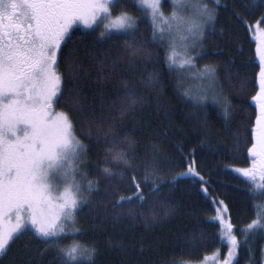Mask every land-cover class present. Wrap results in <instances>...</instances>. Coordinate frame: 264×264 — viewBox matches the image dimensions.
<instances>
[{
    "label": "snow or ice",
    "instance_id": "1",
    "mask_svg": "<svg viewBox=\"0 0 264 264\" xmlns=\"http://www.w3.org/2000/svg\"><path fill=\"white\" fill-rule=\"evenodd\" d=\"M165 2L171 5L167 15L163 10ZM258 6L264 7V0L249 7ZM130 7L142 15H134ZM218 14L215 4L201 5L193 0H0V264H4L3 258L23 236L39 240L42 251L52 250L57 264H94L98 254L94 241L63 244L64 234L69 231L83 235L81 216L85 210L87 214L99 215L98 206L110 203V209L105 207L102 211L105 214L111 211L114 219L119 220L125 205L131 214L135 205L150 199L166 204L161 198L164 182L161 171L163 166L171 165L159 155L162 149L155 145L141 155L134 134L123 131L126 118H135L137 109L148 101L143 91L120 73L135 68L136 57H151L156 51L152 45L160 46L166 70L179 74L177 90L183 88V96L200 107L211 99L228 120L233 107L219 85L217 65L204 64L201 68L197 64V60L209 55L203 42ZM236 16L251 27L239 13ZM145 22L151 30L150 38L141 30ZM261 24L264 14L257 21L258 26ZM73 25H83L91 32L99 28L98 36L113 43V37H126L123 50L113 54L108 47L98 61L100 79L120 80L114 99L105 101L103 89L98 93L99 116L76 85L65 90V77L58 68V54L76 31ZM177 48L181 49L179 53ZM256 55L258 89L251 97L255 102V122L250 130L252 143L247 149L252 159L249 166L234 168L246 178L248 196L254 204L257 197L264 199V43L257 45ZM65 58L69 74L78 79L83 64L74 56ZM141 79L144 87L154 91L164 87L159 71ZM185 80L197 81L199 86L184 87ZM60 105L67 106V110L58 109ZM74 113L87 122L80 135L94 140L97 153H105L100 162L92 165L99 169L95 179L86 182L78 177L86 175L81 162L88 156L91 145L78 135ZM203 127L207 130V120ZM113 161L118 166H113ZM177 177L193 179L208 195L210 203L215 200L209 191L210 180L197 170L194 161L184 172L176 173L172 181ZM101 179L105 183L101 184ZM122 186H131L135 191L116 195ZM100 192L102 195H95ZM215 203L220 207L212 219L221 225L222 239L228 246L221 264H239L241 242L231 218L225 219L228 205L223 200ZM169 212L166 208L164 214ZM241 231L264 236V214H258ZM203 235L202 231L200 237L194 236L191 243L195 245ZM247 251L249 264H255L254 249L249 245ZM260 257L264 264V247Z\"/></svg>",
    "mask_w": 264,
    "mask_h": 264
},
{
    "label": "trees",
    "instance_id": "2",
    "mask_svg": "<svg viewBox=\"0 0 264 264\" xmlns=\"http://www.w3.org/2000/svg\"><path fill=\"white\" fill-rule=\"evenodd\" d=\"M202 2L209 6L215 4L219 14L203 42L209 55L197 60V64L201 68L204 64L217 65L219 85L232 102V115L226 120L223 110L211 99L200 107L184 97L183 89L176 88L179 74L166 70L160 46L152 45L156 51L151 57H136V67L120 73L136 84L148 101L137 109L135 118H126L123 131L134 134L139 141L141 155L146 148L155 145L162 149L159 155L167 158L171 165L163 166L161 171L164 181L161 198L166 204L150 199L135 205L131 214L127 212L129 206L125 205V212L119 220L114 219L111 211L107 214L102 211L105 207L110 209V203L98 206L101 209L99 215L87 214L85 210L81 216L85 230L83 235L69 231L64 234L63 244L71 246L76 242L87 244L94 241L98 248L94 264H164V261H175L176 264H210L211 261L216 264L227 256L228 246L222 239L221 225L212 219L220 207L215 200H223L228 205L226 219L231 218L234 232L241 242L239 264H249V245L254 249L252 256L255 264H261L260 250L264 247V236L258 233L246 235L241 229L258 214H264V199L257 197L255 204L249 199L246 178L236 173L234 168L247 167L252 159L247 152L252 143L251 126L255 122V102L251 97L258 89L259 61L256 51L257 45L264 43V24L258 26L257 21L264 14V7H249L260 5L261 0H218V4L215 0ZM169 5L167 2L163 4L165 14ZM129 10L134 15H142L134 8ZM236 13L243 16L251 27H246ZM73 28L76 31L72 33L71 41L63 45L58 54V68L65 77V90L76 85L85 102L96 107L95 114L99 116L101 97L98 93L103 89L105 101L114 99L120 80L116 77L109 81L100 79L102 73L98 71V61L108 47L113 54L123 50L126 37H113V43L98 36L99 28L96 32L79 25ZM141 30L146 38L151 37L147 22L141 24ZM69 55L83 64L84 70L78 79L69 74L65 58ZM154 70L163 76L164 87L159 92L144 87L141 79ZM183 85L195 88L196 81L185 80ZM59 108L67 110L65 105ZM74 115L80 135L85 131L87 122L80 114ZM204 120L208 122L207 130L203 127ZM237 129H240L239 133H236ZM80 138L91 145L88 156L81 162L82 172L86 175L78 177L86 182L95 179L99 169L92 165L100 162L105 153H97L94 140H89L86 135H80ZM148 155L152 154L149 152ZM193 161L197 170L210 180L209 191L215 198L211 203L193 179H171L176 173L184 172ZM111 163L118 166L115 161ZM228 165L234 167L228 168ZM103 183L105 181L101 179ZM148 186L151 187V181ZM134 191L131 186H122L116 195H129ZM144 191L147 193V188ZM95 195L100 196L102 192ZM166 208L170 209L167 215L164 214ZM202 231L203 237L193 245L192 238L200 237ZM3 260L4 264H57L53 251H42L39 240L29 236L21 237Z\"/></svg>",
    "mask_w": 264,
    "mask_h": 264
},
{
    "label": "rangeland",
    "instance_id": "3",
    "mask_svg": "<svg viewBox=\"0 0 264 264\" xmlns=\"http://www.w3.org/2000/svg\"><path fill=\"white\" fill-rule=\"evenodd\" d=\"M193 2H199L201 5H203V4H205V3H203L202 2V0H193ZM171 11V6L169 5V10H168V13ZM167 13V14H168ZM166 14V15H167ZM80 27H82V28H85L83 25H79ZM115 31V30H114ZM181 51V49L180 48H177V52L179 53ZM197 86H199V82H197L196 81V86H194V87H197ZM180 89H183V88H180ZM225 219H226V217H225ZM227 220V219H226ZM216 221V220H215ZM218 222V221H217ZM219 223V222H218ZM221 234H222V232H221ZM225 241V243H227L226 242V240H224ZM222 261V260H221ZM221 261H216V264H221ZM197 264V263H196ZM202 264H209V263H202ZM210 264H213L211 261H210Z\"/></svg>",
    "mask_w": 264,
    "mask_h": 264
}]
</instances>
